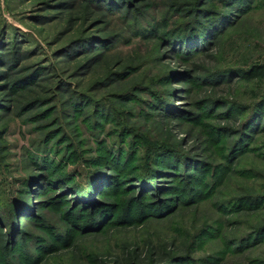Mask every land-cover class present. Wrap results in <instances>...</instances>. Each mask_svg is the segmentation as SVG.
Wrapping results in <instances>:
<instances>
[{
	"label": "rangeland",
	"instance_id": "obj_1",
	"mask_svg": "<svg viewBox=\"0 0 264 264\" xmlns=\"http://www.w3.org/2000/svg\"><path fill=\"white\" fill-rule=\"evenodd\" d=\"M0 264H264V0H0Z\"/></svg>",
	"mask_w": 264,
	"mask_h": 264
},
{
	"label": "trees",
	"instance_id": "obj_2",
	"mask_svg": "<svg viewBox=\"0 0 264 264\" xmlns=\"http://www.w3.org/2000/svg\"><path fill=\"white\" fill-rule=\"evenodd\" d=\"M261 72H262V71H258L255 75H252L251 79H252V78H257L259 75L262 74Z\"/></svg>",
	"mask_w": 264,
	"mask_h": 264
}]
</instances>
